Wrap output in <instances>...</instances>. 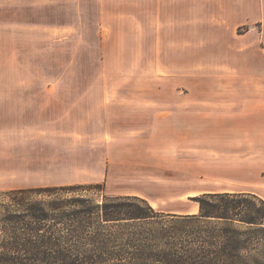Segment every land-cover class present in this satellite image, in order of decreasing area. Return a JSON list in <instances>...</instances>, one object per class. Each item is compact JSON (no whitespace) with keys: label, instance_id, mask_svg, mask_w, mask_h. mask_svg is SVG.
<instances>
[{"label":"rangeland","instance_id":"obj_1","mask_svg":"<svg viewBox=\"0 0 264 264\" xmlns=\"http://www.w3.org/2000/svg\"><path fill=\"white\" fill-rule=\"evenodd\" d=\"M126 1L132 11L133 1ZM181 3L157 0L159 7ZM81 5L91 9L79 8L78 65L93 69L95 136L94 178L79 186L103 187L82 193L97 205L105 197H138L155 212L151 220L106 225L93 218L86 237L125 259L144 251L160 264L214 258L226 239L211 242L207 234L220 228L180 225L177 217L199 213L195 197L234 190L229 183L237 179L217 171L214 160L236 165L250 157L251 146H261L264 62L254 53L245 65L241 52L237 63H225L240 41L264 37V26L166 25L163 17V24L141 26L132 15L118 16L120 10L107 20L99 0H79ZM243 83L253 89H242ZM6 193L0 192L2 206L9 203ZM257 235L262 245L250 241L230 253L264 264V233Z\"/></svg>","mask_w":264,"mask_h":264},{"label":"crops","instance_id":"obj_2","mask_svg":"<svg viewBox=\"0 0 264 264\" xmlns=\"http://www.w3.org/2000/svg\"><path fill=\"white\" fill-rule=\"evenodd\" d=\"M132 1L130 11L126 0H99L100 10L107 20L120 10L118 16L132 15L141 26L163 24L160 17L166 25L264 26V0H180V7ZM79 8L91 10L79 0H0V192L87 185L94 178L95 85L93 69L78 65ZM231 52L226 65L241 52L245 65L254 53L263 63L264 37L240 41ZM251 149L236 165L213 161L238 180L229 183L234 190L216 192L264 199V133L261 146Z\"/></svg>","mask_w":264,"mask_h":264},{"label":"trees","instance_id":"obj_3","mask_svg":"<svg viewBox=\"0 0 264 264\" xmlns=\"http://www.w3.org/2000/svg\"><path fill=\"white\" fill-rule=\"evenodd\" d=\"M96 189L103 187L75 185L6 193L9 203L0 205V264H160V260L152 259V253L144 251L125 259L119 253L108 254L104 247H97L100 243L88 240L87 231L95 228L93 218L106 225L151 220L155 214L138 197H105L103 204L97 205L83 195ZM193 200L199 213L178 216L177 222L219 227L217 233L209 230L207 236L211 242L226 239L223 249L214 258L200 255L173 262H166V258L163 264L246 263L240 253L233 255L229 250L246 249L250 241H255V247L262 245L257 233H264V199L258 194L211 192Z\"/></svg>","mask_w":264,"mask_h":264}]
</instances>
